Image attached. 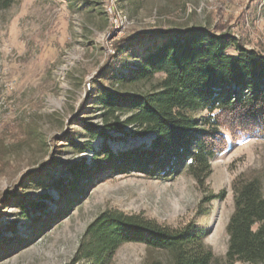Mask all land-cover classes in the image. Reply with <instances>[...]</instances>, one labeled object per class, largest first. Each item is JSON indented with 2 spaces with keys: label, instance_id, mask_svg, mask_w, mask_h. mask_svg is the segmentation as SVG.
Instances as JSON below:
<instances>
[{
  "label": "rangeland",
  "instance_id": "374dc122",
  "mask_svg": "<svg viewBox=\"0 0 264 264\" xmlns=\"http://www.w3.org/2000/svg\"><path fill=\"white\" fill-rule=\"evenodd\" d=\"M215 26L264 53V0H14L8 8L0 6V237L12 239L17 231L25 239L8 253L0 251V264H86L74 263L85 231L111 208L173 227L193 220L206 231L204 242L215 264H226L233 182L244 177L264 183V138L243 134L229 116L221 118L228 145L212 161L204 187L185 171L170 179L118 175L91 187L64 219L33 235L18 199L54 209L43 197L56 199L57 192L47 187L70 176L67 165L91 161L90 149L104 142L87 130L104 125V109L96 103L102 89L119 96L155 91L161 75L150 82L119 80L134 55L117 51L116 41L130 34ZM109 134L107 142L116 151L151 139L135 132ZM206 196L214 198L202 212ZM155 260L170 262L166 253L131 243L106 264Z\"/></svg>",
  "mask_w": 264,
  "mask_h": 264
},
{
  "label": "trees",
  "instance_id": "16d2710c",
  "mask_svg": "<svg viewBox=\"0 0 264 264\" xmlns=\"http://www.w3.org/2000/svg\"><path fill=\"white\" fill-rule=\"evenodd\" d=\"M13 2L0 0V6L8 8ZM114 47L134 55L133 64L123 66L126 73H118L119 80L150 82L158 75L162 79L155 91L144 95L119 96L101 90L96 103L104 109V125L87 130L93 139L103 137L104 142L90 149V162L82 159L67 165L70 176L47 187L58 197L43 198L55 208L18 198L31 235L64 219L91 187L118 175L141 173L170 179L185 171L199 188L204 187L212 174V161L228 145L221 131L222 116L231 117L243 134L264 138V53L246 48L237 36L218 26L168 29L130 34ZM122 115L127 116L125 120ZM109 132L126 136L135 132L151 139L116 151L107 142L112 139ZM232 189L234 210L227 224L226 264H264V183L240 177ZM213 198L206 196L201 201L202 212ZM14 233L9 240L0 237L2 254L25 241ZM205 236L204 228L193 220L173 227L143 213L106 209L87 227L74 263L106 264L120 247L133 243L145 245L149 252L166 253L169 264H215ZM151 264L163 263L155 260Z\"/></svg>",
  "mask_w": 264,
  "mask_h": 264
},
{
  "label": "built area",
  "instance_id": "2783aa9c",
  "mask_svg": "<svg viewBox=\"0 0 264 264\" xmlns=\"http://www.w3.org/2000/svg\"><path fill=\"white\" fill-rule=\"evenodd\" d=\"M108 50H110V46L108 47Z\"/></svg>",
  "mask_w": 264,
  "mask_h": 264
}]
</instances>
